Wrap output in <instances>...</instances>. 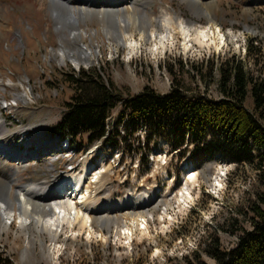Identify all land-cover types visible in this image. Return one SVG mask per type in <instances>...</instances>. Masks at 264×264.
I'll list each match as a JSON object with an SVG mask.
<instances>
[{
  "label": "rangeland",
  "instance_id": "obj_1",
  "mask_svg": "<svg viewBox=\"0 0 264 264\" xmlns=\"http://www.w3.org/2000/svg\"><path fill=\"white\" fill-rule=\"evenodd\" d=\"M126 3L124 7L134 10L142 21L150 13L171 15L175 11L205 26L207 13H212L224 40L199 44L180 36L161 46L137 35L133 42L104 43L102 37L93 35L98 25L89 18L86 22L92 37L73 40L69 30L57 28L45 0H0V137H5L15 152L19 149L26 155L48 145V153L21 164L5 158L7 165L0 170L5 167L10 178L20 172L23 185L44 184L41 193L62 179L70 182L84 177L83 192H90L86 206L93 211L112 202L125 204L128 196L136 203L155 197L148 207L153 213L148 215L150 232L119 239L110 229L105 239L98 232L90 234L64 224L54 237L35 229L34 223L28 228L0 221V264H194L198 260L216 264L206 250L214 245L228 250L240 234L252 228V207L263 188L250 164L216 156L197 167L163 138H154L148 145L145 126L117 148L100 142L86 145L85 138L79 140L83 149L76 144L67 148L61 140L67 138L54 132L65 102L73 95L64 80L70 71L96 67L124 96L145 87L166 93L174 79L198 87L193 76L200 71L207 73L213 90L217 73L201 65V58L244 55L249 37L264 41V0ZM82 43L91 45L96 53L77 64L71 49ZM118 113L119 106L112 109L107 125L123 133L124 128L117 125ZM214 182L219 189L214 188ZM112 211L115 217L122 213L120 209Z\"/></svg>",
  "mask_w": 264,
  "mask_h": 264
},
{
  "label": "trees",
  "instance_id": "obj_2",
  "mask_svg": "<svg viewBox=\"0 0 264 264\" xmlns=\"http://www.w3.org/2000/svg\"><path fill=\"white\" fill-rule=\"evenodd\" d=\"M201 65L217 73L213 90L207 73L200 71L193 76L198 87L174 79L166 93L145 87L132 96L115 91L96 67L70 71L64 80L73 95L53 130L72 147L83 149L79 140L85 138L86 145L100 142L117 148L145 126L148 145L163 138L197 167L216 156L250 164L263 188L252 207V228L238 236L234 247L220 250L214 245L206 252L216 264H264V41L249 37L244 55L201 58ZM118 106L117 125L123 133L107 126Z\"/></svg>",
  "mask_w": 264,
  "mask_h": 264
},
{
  "label": "bare ground",
  "instance_id": "obj_3",
  "mask_svg": "<svg viewBox=\"0 0 264 264\" xmlns=\"http://www.w3.org/2000/svg\"><path fill=\"white\" fill-rule=\"evenodd\" d=\"M45 1L52 18L56 21L57 28L69 30L73 40L75 37L82 39L92 37V33L102 37L104 43L114 41L117 44L133 42L137 35L145 42L154 40L157 45L161 46L180 36L185 40L190 38L191 42L199 44H204L208 40L217 44L218 40L221 42L224 40V34L215 22V16L212 13H207V25L203 26L194 23L191 19L181 17L175 11L171 15L150 13L144 16L142 21L134 10L124 7L128 0ZM88 18L93 19L98 25L92 33L87 28L89 27L86 22ZM72 52H74L72 55L74 61L79 64L86 61L89 56H94L96 50L91 48V45L82 43V45L73 47ZM76 54L79 56L76 57ZM66 55L63 51L62 56ZM47 146L42 144L34 153L26 155V153L21 154L19 149L15 152L14 148L7 145V139L0 137V166L5 163L7 165L5 158L19 161V164L27 162L32 157L48 153L45 149ZM4 168L0 170V221L4 223L7 220L6 225L19 223L28 227L34 223L35 229L40 232L48 231L54 237L61 233L64 224L73 229L78 226V231L86 230L90 234L98 232L105 239L111 233L110 229L119 239H133L134 234L138 232L141 234L146 230L147 233L150 232L148 215L153 213L149 212L148 207L155 197H146L136 203L131 201L134 197L128 196L125 204L112 202L108 207L104 206L93 211L86 206L90 192L84 193L81 190L84 177L73 178L70 181V187L68 182L62 179L53 188L41 193L40 190L42 188L44 190V184L32 182L23 185L19 182L20 172H15L10 178ZM87 190L89 191L90 188ZM74 198L77 199L74 200ZM114 209H120L122 213L115 217L111 215ZM166 210L164 213H167ZM121 217L123 219H120ZM104 229H108V232L105 233Z\"/></svg>",
  "mask_w": 264,
  "mask_h": 264
}]
</instances>
